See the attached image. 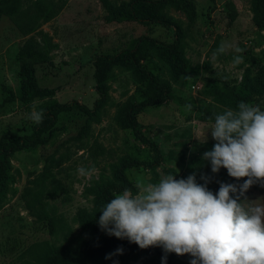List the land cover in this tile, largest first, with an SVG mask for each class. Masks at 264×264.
Listing matches in <instances>:
<instances>
[{
    "label": "rangeland",
    "instance_id": "374dc122",
    "mask_svg": "<svg viewBox=\"0 0 264 264\" xmlns=\"http://www.w3.org/2000/svg\"><path fill=\"white\" fill-rule=\"evenodd\" d=\"M130 1L45 0L54 15L43 20L37 18L32 0H21L22 8L13 18L0 15V145L41 125L30 119L33 107L42 109L44 116L54 102L76 101L91 110L90 115L78 110L60 113L54 127L42 135V143L10 158L7 178L3 186L0 183V264H38L39 255L49 247L78 248L88 230L84 222L100 211L102 188L114 182L117 169L127 161H152L151 151L135 139L125 122L124 107L142 98L140 81L131 70L112 67L105 81L106 99L94 108L99 98L93 78L96 56H115L141 37L174 40L173 32L164 27L114 20L119 7ZM178 1L192 5L193 22ZM253 2L176 0L163 9L180 27L178 49L189 74H178L155 51L143 61L169 86L172 98L136 115L163 162L154 171L127 169L133 185L156 183L168 174L186 179L197 173L200 163L210 164L202 157L216 143L211 132L205 142L214 123L203 120L200 108L220 106L210 95L207 78L224 80L229 87L251 94L247 103L264 111V92L251 88L264 72V27L254 23ZM230 10L236 13L231 23ZM221 42L226 51L213 56ZM26 46L47 52L48 60H20L19 52ZM34 101L38 103L33 105ZM45 164L50 172L43 176ZM80 167L96 171L81 176ZM259 199L264 203L263 193L252 192L247 198ZM182 257L187 264L193 259ZM124 264L148 263L135 259Z\"/></svg>",
    "mask_w": 264,
    "mask_h": 264
},
{
    "label": "clouds",
    "instance_id": "9594fccd",
    "mask_svg": "<svg viewBox=\"0 0 264 264\" xmlns=\"http://www.w3.org/2000/svg\"><path fill=\"white\" fill-rule=\"evenodd\" d=\"M225 51L221 42L213 56ZM237 109L215 115L205 142L211 132L216 143L202 159L210 162L212 173L226 169L242 184L221 182L213 193L207 187L210 178L201 176L200 184L195 174L179 180L168 174L156 183H138L135 193L126 188L101 209V230L141 249L162 248V264H167L169 253L190 255V264H264V203L246 199L253 185L264 187V111L243 101ZM43 116L42 109L33 107V122H42ZM95 171L77 169L81 176Z\"/></svg>",
    "mask_w": 264,
    "mask_h": 264
},
{
    "label": "trees",
    "instance_id": "16d2710c",
    "mask_svg": "<svg viewBox=\"0 0 264 264\" xmlns=\"http://www.w3.org/2000/svg\"><path fill=\"white\" fill-rule=\"evenodd\" d=\"M36 9L37 18L49 20L53 17L54 11L45 0H32ZM176 0H131L123 3L119 7L118 13L113 18L118 21H136L143 25H156L164 27L173 32L174 40L161 42L155 38L141 37L131 41L129 46L115 56L98 55L93 61V78L95 81V91L98 99L94 102V108H97L106 99V85L109 71L114 65L131 70L139 79L141 100L136 103H129L123 109L127 127L134 134L135 139L143 146L147 147L152 153V161H127L120 166L115 175L114 182L104 186L100 193L101 209L111 201L117 192L124 189H131L136 192V187L127 178L125 171L129 168L143 167L155 170L163 162V157L158 146L151 142L144 134L141 124L137 121L136 115L146 108L162 106L168 103L172 98V93L168 85L159 80V78L146 69L143 61L147 58L150 51H155L158 55L166 60L173 69L180 75H188V69L185 60L179 51V43L182 36L179 25L172 19L163 14V9L172 5ZM178 4L186 8L189 12V21L193 22L194 14L192 5L188 2L178 1ZM21 0H0V15H6L13 18L22 8ZM179 5L177 7H179ZM254 23L258 28L264 27V0H254L253 2ZM229 23L236 18V13L230 10L227 13ZM47 45V43H45ZM20 60H29L32 62H43L48 60L47 52L34 51L31 46L20 50ZM210 87V95L213 100L220 106H204L200 108L201 116L205 122L214 123L216 114L222 113L225 109L231 108L237 110L238 104L250 101L251 94L245 93L240 88L229 87L224 80L217 78H207L205 80ZM252 89H259L264 92V72H260L254 79ZM260 92V91H259ZM41 94V93H38ZM78 110L86 115L91 114V110L76 101L67 104L54 102L47 106L44 119L41 125L29 135L9 138L0 145V183L4 185L7 178V171L10 168L9 160L14 153L31 149L42 143V135L50 131L60 113ZM197 182L204 184L201 176L210 178L207 187L210 191L217 193L220 183L242 184L244 181H237L228 175L226 169H221L218 174L212 176L211 165L200 163L197 167ZM50 172L49 166L44 165L42 175L45 176ZM252 192L264 194V187L255 184L246 193V199ZM242 200L245 198L242 197ZM100 211L92 219L84 222V228H87L86 236L82 244L74 249H52L47 248L38 257V264H124L125 261L141 259L148 264H162V258L165 253L160 247H151L141 249L138 245L129 242L127 239H117L115 236H109L101 230L98 220L101 215ZM117 249H122L118 253ZM111 256V258H108ZM167 264H187L182 256L175 253L167 254Z\"/></svg>",
    "mask_w": 264,
    "mask_h": 264
}]
</instances>
